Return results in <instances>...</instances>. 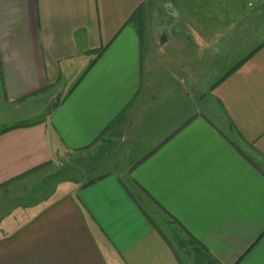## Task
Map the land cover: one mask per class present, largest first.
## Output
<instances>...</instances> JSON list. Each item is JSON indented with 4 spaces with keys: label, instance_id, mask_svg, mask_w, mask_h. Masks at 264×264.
Listing matches in <instances>:
<instances>
[{
    "label": "crops",
    "instance_id": "obj_1",
    "mask_svg": "<svg viewBox=\"0 0 264 264\" xmlns=\"http://www.w3.org/2000/svg\"><path fill=\"white\" fill-rule=\"evenodd\" d=\"M152 1L150 21L147 0H0V102L21 116L0 194L94 146L108 165L22 202L0 264H185L142 193L219 263L264 264V0Z\"/></svg>",
    "mask_w": 264,
    "mask_h": 264
},
{
    "label": "rangeland",
    "instance_id": "obj_2",
    "mask_svg": "<svg viewBox=\"0 0 264 264\" xmlns=\"http://www.w3.org/2000/svg\"><path fill=\"white\" fill-rule=\"evenodd\" d=\"M148 9L146 19L152 21L156 18L152 17L153 1L147 0ZM155 7V5H154ZM170 11L164 7V3L159 5L157 20L159 16L161 19L174 20V16L170 15ZM185 14V13H184ZM198 14V13H197ZM237 60V59H236ZM236 60L224 61L221 65L209 61V66H205L208 71H217L220 75L227 71V68ZM221 63V62H220ZM50 104V99L48 100ZM37 106L38 103H35ZM40 106V105H38ZM5 106L0 102V126L5 123H12L21 118L20 113L7 114ZM42 114L34 118L27 120H34L40 117ZM101 146H94L90 149L82 150L74 154L64 155L55 166L45 172L44 174L36 175L34 179L30 180L26 184L12 185L13 189L9 190L10 196L7 198L3 193L0 194V230L10 229L14 226H7L12 218L15 216L21 217L20 214L23 210L22 202L29 203L31 201H39L48 197L50 194H55L61 191L64 187H72L77 181H83L90 176L104 171L108 168V165L102 162L104 157V150L99 148ZM116 155V154H115ZM115 155H111L110 158H114ZM261 160L264 159L261 158ZM142 201L144 208L153 220L158 222L167 236L172 241L173 246L177 249L185 264H220L213 255L206 253L205 251L195 249V243L190 239V236L183 230L181 226L176 224L151 198L142 193ZM184 240V247L179 245L180 238Z\"/></svg>",
    "mask_w": 264,
    "mask_h": 264
},
{
    "label": "trees",
    "instance_id": "obj_3",
    "mask_svg": "<svg viewBox=\"0 0 264 264\" xmlns=\"http://www.w3.org/2000/svg\"><path fill=\"white\" fill-rule=\"evenodd\" d=\"M143 15H144V12H143V9H142V7L141 6H139L135 11H134V13H133V15H132V17H131V20H133V22H135V23H137V24H140L142 21H143ZM38 120H40V117H38V118H36V119H34V120H23V121H21V122H19V123H16V124H14V125H11V126H6V127H3L1 130H3V129H6V128H9V127H12V126H16V125H20V124H27V123H30V122H33V121H38ZM93 179H95V178H91V179H89V181H91V180H93ZM189 236H190V239L195 243V249H199V250H202V251H205L206 253H208V254H210V255H213V254H211L210 252H209V250L203 245V244H201L200 242H198V240L197 239H195L192 235H190L189 234ZM178 237V240H179V238H180V241H179V245L181 246V247H184L185 246V244H184V240L181 238V237H179V236H177ZM171 241V240H170ZM171 243H172V241H171ZM177 250V249H176ZM178 252V251H177ZM216 259V258H215ZM217 260V259H216ZM218 261V260H217ZM219 262V261H218ZM221 264V263H220ZM233 264H238V260H236Z\"/></svg>",
    "mask_w": 264,
    "mask_h": 264
},
{
    "label": "water",
    "instance_id": "obj_4",
    "mask_svg": "<svg viewBox=\"0 0 264 264\" xmlns=\"http://www.w3.org/2000/svg\"><path fill=\"white\" fill-rule=\"evenodd\" d=\"M57 100H58V97L57 96H52L50 98V104H51V106H54L56 104Z\"/></svg>",
    "mask_w": 264,
    "mask_h": 264
}]
</instances>
